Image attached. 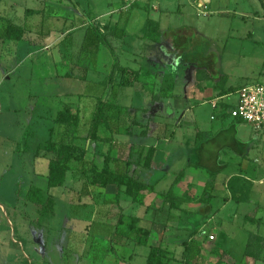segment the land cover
Listing matches in <instances>:
<instances>
[{"label": "rangeland", "instance_id": "374dc122", "mask_svg": "<svg viewBox=\"0 0 264 264\" xmlns=\"http://www.w3.org/2000/svg\"><path fill=\"white\" fill-rule=\"evenodd\" d=\"M1 1V15L10 16L14 21L24 24L29 31H33L28 32L27 38L33 37L31 33L43 31L37 39L38 45L24 40L20 42L16 54L10 56L8 60L3 57L6 48L5 42L0 41V264H116L120 254L116 251V247L118 246V250L121 251V246L132 242V234L128 233L127 228L129 217L124 215V224L117 228V230H123V234H129V237L125 236L126 238H124L118 235V231L114 229L121 213L115 217L118 214L116 213L118 208L114 206L111 207V210L109 203L106 202L108 196L102 189L90 186L93 198L90 203L81 204L85 189L90 188L87 182L89 183L91 179L89 175L83 173L82 167H78L76 164L67 174L65 187L60 190L50 189L47 178L49 166L45 159L42 161L43 159L37 158L33 148L50 138V130L55 125L53 117L62 106L57 101L58 96L56 95L63 93V89L68 88L65 85H57L62 81L61 75L55 77L54 81L51 80V72L56 74L53 67L54 65L58 66L54 63L53 58L58 59L62 54L63 62L61 63L64 65L68 61L72 62L75 67L70 70L77 69L78 73L82 75L81 68L90 64V62H85L81 68L76 65L82 60L79 55L78 40L74 37V44L68 36L64 37L62 41L64 46L73 44L72 52H51L41 49L49 47L45 42V37L50 33L49 20L56 23L71 18L77 27H84L88 20L93 19L92 17L103 14L108 3L111 2L120 7L121 0H49V2L25 0L26 3L21 4L17 1L11 7H4ZM122 2L127 4L132 1L122 0ZM133 2L132 5L135 3ZM46 3L54 6L53 8L60 7V16H56V13L55 16L47 14V18L44 20L41 19V16L24 14L25 7L42 8ZM194 9L195 11L188 13L189 15L176 14V23L190 25V29L166 34L168 49L171 48H169V41H171V52L175 54L176 61L199 67L202 75L208 71L210 62L215 63L214 66H217L219 77L215 80L209 74L212 78L209 79L215 84V87H219L223 79L228 85H233L231 86L232 90L227 89L228 92L225 94L234 92L247 83H264V0H213V3L206 9L210 12L208 16L199 15L196 7ZM49 11L52 13L54 10ZM41 20L44 23L43 27H41ZM63 31V28L58 27L54 35L59 36ZM76 37L81 39L83 32L78 31ZM107 52L109 50L103 48L100 60H104ZM189 55L195 57V61L189 63L187 59ZM38 60L39 64L43 60L48 61V65L40 64L38 66ZM182 67L184 68V66ZM119 74H121L120 71ZM201 77H205V75ZM217 80L220 81V85ZM78 83L77 79L66 80V84L72 90L74 88L77 90ZM82 85L78 86L79 90ZM137 88V92L142 94L140 86L125 88L120 86L119 94L123 93L119 102L123 105L150 108L151 110L145 115L141 116L142 112H140L138 115L140 121L146 116L151 117L153 109L151 95L135 94ZM132 92L134 94L130 96ZM157 92H159L158 89ZM210 93L212 92L210 91ZM51 97L54 99L53 111L51 110ZM76 97L63 98V100L74 101ZM233 98L227 97L224 101L231 102ZM171 103L173 105L174 101ZM211 108V101L199 108L202 117L208 122H210ZM74 110L76 111L75 108ZM94 111L95 101L88 102L84 107H79V112L83 113L81 115L83 120H88ZM121 113L122 128L128 129L129 126H134L133 115L128 107L122 106ZM215 114L221 120V126H226L224 122L229 121L227 106L219 103ZM232 119L230 118V121ZM243 125L240 131L242 137L248 138L256 132L252 125L247 123H243ZM28 129L34 132V136H25ZM81 134L76 140V144L78 146L87 145L85 142L88 140L86 133ZM252 141H254L253 149H255L252 154L253 161L256 158H264V135L260 138L252 137ZM91 145V149L95 150V155L98 157L99 166H101V157L107 154L110 146L108 143L97 142H91ZM27 147H29L28 150ZM136 162L141 164L143 160L138 158ZM256 163L258 164V162ZM93 165L98 168V165L96 166L94 163ZM252 166L248 168V171L251 172ZM88 167L91 168L90 165ZM101 167L103 168V166ZM181 169L182 167L175 171L179 172ZM157 176H159L158 171L145 170L143 179L153 183L150 181H153V177ZM197 179L200 181L196 182L198 186L204 183L202 175ZM235 186L233 191L235 194H240L245 191L247 184L245 186L243 183L237 182ZM31 187H39L46 195L58 198L57 213L54 211L49 221L47 220L40 226L36 223L38 212L34 205L27 200V193ZM169 190L173 192L171 185L168 189L164 188L158 193H147L143 198V204L150 203L154 206L157 218L165 227L164 230L160 228L154 231L152 224H148L153 231L151 236L153 243L158 245L160 240H164L168 236L164 233L169 232L168 237L177 252L173 254L174 257H170L173 260L172 264H214L211 261V254L215 253L216 249L211 244L220 245L222 233L217 232L218 239L212 242L209 234L214 233H212V225L207 224L204 219L208 209L201 201L202 195L189 201V206L185 204L190 211L169 207L168 213V206L161 192L166 193ZM173 196L169 197L171 201L180 205V197L174 194ZM125 197L124 213L134 214L135 212L130 206L133 204L132 199L127 195ZM182 200L184 201V199ZM90 206L93 210L92 214L98 211L97 217L99 214L103 217L101 222L92 221L93 215L90 214ZM85 208L87 210H84ZM224 228L226 229L224 231L231 229V227ZM197 230L200 231L199 234L196 232ZM171 231L173 233H170ZM194 234L197 241L201 236L209 237V239H201L195 243L193 239L191 240ZM180 244L184 248L183 253L179 252ZM133 248L135 249L133 260L127 264H146L149 247L134 244L131 251Z\"/></svg>", "mask_w": 264, "mask_h": 264}, {"label": "crops", "instance_id": "0c3cea01", "mask_svg": "<svg viewBox=\"0 0 264 264\" xmlns=\"http://www.w3.org/2000/svg\"><path fill=\"white\" fill-rule=\"evenodd\" d=\"M17 1L21 4L26 3L25 0H2L1 4L4 7H11L15 5ZM39 1L49 2V0ZM130 1L135 2V0ZM132 2L126 4L121 0L120 7L115 6L111 2L108 3L105 12L96 17H92L93 19L90 21L88 20L84 27H77L75 23L72 22L71 18L68 20L63 19L56 23L49 20L50 33L49 36L47 35L45 37V42L49 47L41 48L44 49V51L72 52V45L74 44L73 37L78 40L79 47H81L87 27L90 22H94L102 31L109 33V40L114 47L115 54L114 55L109 48L102 46L98 57L93 59L89 64L88 70H85L86 66H84L83 69L81 68L85 61L77 64L75 63L83 70V75L78 73L79 70L77 69L75 71L70 70L75 67L74 64L72 65V62L68 61L63 65L61 63L63 62L62 54L58 59L53 58L54 63L58 66L54 65L53 68L56 74L51 72V80L54 81L55 77L61 75L60 79L62 81L60 80L61 82L57 85H65L68 87L63 89V93L56 95L58 96L57 101L62 104L57 112L61 110L65 104H70L76 111H79V107H84L88 102L95 101L96 104L99 98L104 101L128 107V110L132 112L133 115L132 119L134 126H129L128 129H123L121 127L113 136L106 128H101L99 131L101 137H113V142L108 143V146H110L108 150L110 148L112 149V156L121 160H130L132 162L130 174L144 182H147L143 179L145 170L151 172L158 171L159 176L153 177V181H150L153 183H147L156 185V193L164 188L168 189L171 185L173 194L180 197V205L176 210L182 209L190 211V209L187 208V206L190 205L189 201L203 195L206 184L213 181L214 189L212 198L204 219H206L207 224L209 223L212 225V233L214 234H209V236H215L212 242L218 239L216 233L219 231L222 233V242L219 243L220 245L211 244L213 245L212 247L216 249L215 253L211 254V261H213L214 264H239L240 262L242 264H264V241L252 242V240H250L252 235L264 239V158H256L253 161L252 156L255 152V149H253L254 141H252V137L258 136L260 138V136L263 135L253 133L248 138L242 137L240 131L244 125L235 119L230 121L231 117L228 113L227 119L229 121L224 122L226 126H221L222 123L215 114L216 108L213 102L217 99L220 100V98L225 95V93L221 95V92L231 88L233 85H228L227 82L225 83L224 79L222 80L221 78L222 84L219 87H215V84L210 80L212 78L208 71H205V74H203L205 77H201L203 75L202 73L200 74L201 69H199V67L192 64L189 65L188 63H178L175 59V54L171 52L172 42L169 41L170 50L166 42V34L176 33L180 30L191 28L190 25L185 23H176V14L189 15L195 11L194 7L199 11V15L208 16L210 12L206 11L203 13L198 7V0H137L135 3L133 2V5ZM211 3H213V0H211ZM53 7L54 6L49 3H46L42 8L25 7L24 14L41 16V19L44 20L47 18V14H50V16H55L57 14L56 16L59 17L60 7ZM28 9L40 10L41 12L39 14L27 12ZM49 10L54 11L50 13L51 11ZM2 16L10 18L14 23L26 28L25 35L21 41H4L6 48L5 50L3 48L4 53H2L3 57H6V60H8L10 56L16 54L20 42L24 40H27L31 44H39L37 39L43 30L31 33L33 37L27 38L28 32L33 31H29L24 24L14 21L10 16L5 14ZM148 19L152 20L153 24H159L160 26L162 36L159 43H155L144 37ZM42 21L43 20H41V27L44 26ZM58 27L64 30L59 36L54 35ZM115 28H118V30L123 29L126 32V36L116 38L111 35V32H113ZM80 30L83 32V37L78 39L76 33ZM67 36L72 40L73 44L71 43L69 46H64L62 41L63 38ZM103 48L108 49L109 52L104 56V60H100ZM53 57L56 56L53 55ZM116 58L122 66L130 67L137 71L142 70L139 75V81L136 82L134 86H140L143 92L142 94L138 93L137 88L135 94H140L142 96L151 95L153 109L151 117L146 116L139 121L138 115L140 112H142L141 116L143 114L145 115V113L147 114V112L151 110L150 108L123 105L119 102V98L120 96L122 97L121 94L123 93L119 94L120 86H118L122 79V75L119 74L120 69H114ZM40 64L48 65V61L43 60ZM40 64L38 60L37 65L39 66ZM182 66H184V68ZM6 76L9 77L8 74H6ZM73 79H77L79 85L83 84L80 86V90L78 89V84L76 87L77 90H75V88L72 90V88L66 84V80L71 81ZM68 89L70 90L66 91ZM157 89L159 92H157ZM210 91L212 93H210ZM133 94L132 92L130 96H133ZM124 96L128 97L126 94H124ZM52 97L50 102H52L51 110L53 111L54 99H52ZM73 97H76V100H63V98ZM172 101H174L173 105L171 103ZM210 101L212 102V108L210 122H208L202 117L199 108ZM220 103L225 104L226 101L221 99ZM139 108L141 109L139 110ZM57 112L53 118H55ZM80 114L83 113L80 112ZM229 131L245 144L244 148L240 146L229 147L225 143L221 144L217 141L218 138L224 137ZM199 134H201L203 140H200ZM85 142L87 145L84 144L81 147L87 150L86 160L90 162V165L92 162L96 166L98 165V169H102L101 166L104 167L106 155L101 157L102 165L99 166L98 157L95 155L96 152L91 149V142L95 141L86 140ZM203 142H207L210 148L212 147L213 150H215L214 156L212 157L213 166L222 167L224 169L217 175L212 176L207 171L206 167L197 165L198 150ZM151 146L156 148L155 160L152 168L146 169L143 167V162L139 164L136 160L140 158L142 152H146ZM50 157L51 155L44 154L37 156V158L43 159L42 161L45 159L48 166ZM251 165L253 166L250 172L248 168L251 167ZM114 166L115 164L111 163V167L114 168ZM181 167L182 169L179 172L175 171V169ZM227 171L229 172L227 173ZM181 172H183L182 175H180ZM200 175H202L204 183L202 182L203 184L198 186L196 182L198 180L197 177ZM234 176H240L250 181L251 185L247 191V195L241 196L240 193L234 196L229 187L230 180ZM65 185L56 189L60 190L65 187ZM94 187L102 189L104 194L108 196L106 202L109 203L110 208L114 206L118 208L116 212L118 214H116L115 217L120 213L125 215V217L136 216L140 218L138 226L146 227L151 223L154 231L160 228L164 230L165 227L161 224L159 218H157V211L152 204H140L132 200L133 204L130 206L135 213L128 215L124 213L125 208L123 202L126 199L124 193L121 195L119 203H113V194L108 193L103 187ZM239 189L241 190V188ZM90 191L91 187L85 189L83 200L80 202L81 204L90 203L91 198H93ZM53 198L55 200L54 211L57 213L56 204L58 198L55 196ZM236 198L241 199L239 201ZM182 199H184V201ZM185 204L187 206H185ZM167 206V212L169 213L170 204L167 203ZM89 209L90 214H92V207L90 206ZM84 210L87 209L85 208ZM97 212L98 211H95L94 214H92L93 216L91 219L93 222H101L103 220L100 214L98 216L99 218L97 217ZM129 223L130 221L127 224ZM224 227H231V229L224 231L226 230ZM117 228L118 227L115 226V231H117ZM196 232L199 234L200 231L197 230ZM170 233L173 232L171 231ZM164 234L169 236V232H165ZM195 234L191 238L195 243L201 241V239H209V237L206 238L201 236L197 241V239H195ZM168 236L166 239L160 240L158 245L168 249L169 257H174L173 254L177 252L176 249L173 248V243H171L172 241ZM150 244L156 245L153 243V237L150 238ZM133 245L134 242L132 241L125 246H121V251L118 250V246L116 247V251L120 253L116 264H127L132 262L133 252L135 250L133 248V251H131ZM248 247L249 249L251 248V252L249 253L247 251ZM179 249V252H184V248L181 244L179 245ZM172 263L173 260L168 264Z\"/></svg>", "mask_w": 264, "mask_h": 264}, {"label": "trees", "instance_id": "16d2710c", "mask_svg": "<svg viewBox=\"0 0 264 264\" xmlns=\"http://www.w3.org/2000/svg\"><path fill=\"white\" fill-rule=\"evenodd\" d=\"M27 12L39 14L41 11L28 9ZM25 32L26 28L24 26L18 25L10 18L0 15V40L21 41ZM111 35L116 38H122L126 36V32L123 29L118 30V28H115V30L111 32ZM161 36L162 33L159 24H153V21L148 19L144 37L155 43H159L161 41ZM102 46L109 48L114 54V47L109 40V33L102 31L94 22H90L80 47L79 55L81 56L82 62L85 61L91 63L93 59L98 57ZM187 59L189 63L195 61V57H191L190 55ZM214 64L215 63L210 62L207 69L212 78L218 79L219 72L217 66H214ZM88 67L89 64L86 65L85 70H88ZM114 69H120L122 79L119 85L122 87L134 86L135 83L139 81V75L142 72V70L137 71L130 67L122 66L117 58L114 64ZM217 81L218 85H220V81ZM229 90H232V88ZM226 92H228V90H223L221 95H224ZM121 110V105L104 101L99 98L95 104V111L88 120H83V117L81 116L82 114H80L78 110L75 111L70 104H65L64 107L57 112L54 118L55 125L50 130V138L45 142L37 144L33 148L36 156H40L41 154L51 155L49 158V171L47 175L48 187L50 189L64 186L68 172L71 171L76 164L78 167H82V171L85 175H89V178L91 179L89 183L87 182L89 187L100 186L105 188L108 193L113 194V203H119L121 195L124 193L134 202L143 204V198L147 193H156V185L149 184L131 175L130 167L132 162L127 159L121 160L113 157L111 148L107 151L105 156L104 167L98 169L92 162L90 165V162L86 160L87 150L76 144V140L82 135L81 133H86V138L91 141L112 143L114 140L112 136L122 127ZM101 128L108 129L112 136L101 137L99 135ZM199 135L200 140H203L201 134ZM25 136H34V132L31 129H28L25 132ZM217 141L221 144L225 143L229 147L240 146L241 148H244L245 146V144L238 140L230 131L226 133L224 137L218 138ZM28 148L29 147L26 149L28 150ZM214 152L215 150H213L212 147L210 148L207 142H203L198 150L197 165L206 167L207 171L212 176L217 175L224 170L222 167L219 168L213 166L212 157L214 156ZM155 155L156 148L153 146L149 147L146 152L140 154V158L143 159L144 168H152ZM111 163L115 164L114 168L111 167ZM89 165L91 168L88 167ZM182 173L183 172H181L180 175H182ZM237 182L243 183L245 186L247 184L246 189L241 193V196L247 195V191L251 185L250 181L240 176H234L229 183V187L234 196L235 192L233 191V188L236 187L235 184ZM213 189L214 182H208L201 197V201L205 204L206 208H208L210 204ZM161 194L164 196L165 202L170 204L171 209L179 207L178 203L172 202L171 198H169L174 197L171 190L166 193L161 192ZM240 199L237 200L240 201ZM27 200L34 205L38 212L36 218L37 225H43L54 212V198L46 195L39 187H31L27 193ZM123 218L124 215L121 214L117 222L118 228L124 224ZM129 219L130 223L127 224V228L128 233L132 234L131 239L134 244L136 246H146L150 248L146 264H168L172 260V258L168 256V249L161 245L154 246L150 244V238L153 233L151 226H138L140 218L136 216H129ZM117 231L118 235L124 238L127 236L129 237L128 233L123 234V230L118 229ZM250 240H252V242L264 241L263 238L254 235L251 236ZM250 249L248 247V253L251 252Z\"/></svg>", "mask_w": 264, "mask_h": 264}, {"label": "built area", "instance_id": "2783aa9c", "mask_svg": "<svg viewBox=\"0 0 264 264\" xmlns=\"http://www.w3.org/2000/svg\"><path fill=\"white\" fill-rule=\"evenodd\" d=\"M210 3L211 0H198V7L205 13ZM227 97H234L231 102L225 103L228 115L239 123L252 125L257 135H264V83H247L220 100ZM217 100L213 102L215 108L220 103ZM214 238V235L210 236V239Z\"/></svg>", "mask_w": 264, "mask_h": 264}]
</instances>
